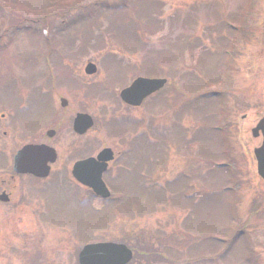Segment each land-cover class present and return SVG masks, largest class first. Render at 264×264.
Returning <instances> with one entry per match:
<instances>
[{
  "label": "rangeland",
  "instance_id": "obj_1",
  "mask_svg": "<svg viewBox=\"0 0 264 264\" xmlns=\"http://www.w3.org/2000/svg\"><path fill=\"white\" fill-rule=\"evenodd\" d=\"M59 2L63 14L45 15ZM87 61L93 74L83 72ZM139 74L167 83L138 107L116 106L121 85ZM78 110L96 121L76 139L68 119ZM263 115L264 0H0V182L11 191L0 203V264H77L87 239L143 247L129 264H264V181L253 155L261 137L250 131ZM116 116L134 124L114 133L105 123ZM141 130L145 143L129 151L133 165L146 160L140 177L118 174L121 160L111 162L106 177L119 200L90 198L84 208L75 196L84 190L61 184L71 163L102 146L122 150ZM38 140L56 152L49 177L10 179L14 151ZM157 162L152 182L162 193L152 198L146 175ZM185 177L189 198L179 196ZM177 179L174 193L161 189Z\"/></svg>",
  "mask_w": 264,
  "mask_h": 264
},
{
  "label": "water",
  "instance_id": "obj_2",
  "mask_svg": "<svg viewBox=\"0 0 264 264\" xmlns=\"http://www.w3.org/2000/svg\"><path fill=\"white\" fill-rule=\"evenodd\" d=\"M83 71L93 74L96 71L94 63L87 61ZM165 78L136 77L132 82L119 91V97L127 104L139 105L144 97L161 88ZM61 106L66 100L60 98ZM92 125L91 117L86 113H76L72 121V128L77 133H83ZM253 137L261 136L260 144L253 148L257 174L264 181V115L250 129ZM52 136L54 131L48 130ZM54 149L45 144H25L12 157V169L18 173H31L44 176L48 173V162L54 161ZM112 159L110 148H102L95 157H88L76 161L72 166V175L81 183L91 187L93 192L101 197L109 195V191L102 181L101 175L106 168L107 161ZM4 194L0 199L4 200ZM131 250L123 243L94 242L85 244L78 252V264H125L131 258Z\"/></svg>",
  "mask_w": 264,
  "mask_h": 264
},
{
  "label": "flooded vegetation",
  "instance_id": "obj_3",
  "mask_svg": "<svg viewBox=\"0 0 264 264\" xmlns=\"http://www.w3.org/2000/svg\"><path fill=\"white\" fill-rule=\"evenodd\" d=\"M126 108H129V106H125ZM133 108V107H132ZM55 119V118H54ZM124 123H126V124H128V125H130V123L128 122V121H126V120H124L123 121ZM80 137H82V135L81 136H75V138L76 139H78V138H80ZM46 140H48V139H46ZM36 142H43L42 140H38V141H36ZM154 145V144H153ZM120 147L122 148V150L120 149V150H118V151H115L112 147H111V149H112V151H113V160H111L110 162H108V165H107V168H106V170L104 171V173H103V175H102V177H103V180L105 181V183H106V185H107V187L109 188V185H108V183H107V180H105V174H106V172L109 170V166H110V163L111 162H115V161H117L118 159H120L121 160V166H120V168H119V170H117V173H118V171H119V173L118 174H120L121 175V173H125V174H128V173H130V172H132V165H127V164H124V162L125 161H127L128 160V157L129 158H132V157H130V152L129 151H132L133 149H134V147H135V143L133 144V143H131V145H128V144H125V143H120ZM166 147V146H165ZM164 147V148H165ZM124 148V149H123ZM91 153H89V152H87V153H85L83 156H81V157H79V158H76V159H80V158H83V157H86V156H89ZM166 155L167 154H164V159L166 158ZM160 157V156H159ZM131 160V159H130ZM73 163V162H72ZM72 163H71V165H72ZM71 165H70V168H71ZM51 167V166H50ZM51 169V168H50ZM49 169V170H50ZM49 173H50V171H49ZM69 174H70V169H69ZM17 175V174H16ZM9 176H10V179H12L14 176H15V174H13V173H11L10 172V174H9ZM18 176V175H17ZM19 176H22V175H19ZM28 176H31V177H33V178H35V180H41V179H44V178H47V177H49V174L47 175V176H45V177H34V176H32V175H28ZM70 177V178H69ZM70 180H69V179ZM106 179H107V177H106ZM60 180H62V179H60ZM69 182H71L73 185H75L76 187H79V188H82L83 190H84V192H82V194H80V193H78V192H76L75 193V196H76V198L78 199V202H80L81 203V205H83V207L84 208H86V207H90V194H91V191H90V189L87 187V186H84V185H82L81 183H79V182H77V181H75V179L71 176V174L69 175V176H64L63 177V180L61 181V184L63 183V184H66V183H69ZM8 184V181L7 180H3V181H1L0 182V193L1 192H3V194L5 195V199L4 200H0V203H8L9 201H10V198H11V196H10V193H11V191H9V190H6L7 188V185ZM40 196V198H44V197H42L41 195H39ZM98 199V198H97ZM42 208H44V206H42ZM41 208V209H42ZM41 209H39L38 211H37V213L36 214H38V215H40V213L39 212H41L42 210ZM45 210H46V206H45ZM44 210V211H45ZM50 215V214H49ZM51 215H53V214H51ZM43 219V221L45 222V223H50V224H54V225H58V222L55 220V219H52V220H49V219H47L46 217H43L42 218Z\"/></svg>",
  "mask_w": 264,
  "mask_h": 264
},
{
  "label": "trees",
  "instance_id": "obj_4",
  "mask_svg": "<svg viewBox=\"0 0 264 264\" xmlns=\"http://www.w3.org/2000/svg\"><path fill=\"white\" fill-rule=\"evenodd\" d=\"M51 1H56V0H51ZM54 3V2H53ZM58 3H55V4H52V9H50V10H48V11H45L44 10V13H45V15H46V12H47V14H53V15H58V14H60V13H64L65 11L64 10H62L59 6H63L62 5V2H59V4L57 5ZM62 13V14H63ZM158 23V22H157ZM157 25V24H156ZM232 34H233V36H231L232 38L231 39H233L235 36H236V34H238L237 32H232ZM98 42L100 41L99 39H96ZM99 43H101V41L99 42ZM83 46H86V42H84L83 43ZM80 49V48H79ZM79 49H77V51L76 52H73V53H77L78 52V50ZM74 55V54H73ZM122 66H124V65H122ZM208 79V78H207ZM207 82H208V80H206ZM42 99V97H40V96H38V100H41ZM115 103L117 104V102L115 101ZM106 125H108V130H110V131H113L114 133H118V132H116V131H118V129L119 128H121V126H129V127H131L130 125H128V124H126V123H124L123 121L122 122H117V121H115L114 122V119H112L111 118V120H110V122L109 123H105ZM114 126L113 128L112 127H110V126ZM117 126H119V128L118 129H115V127H117ZM116 131H115V130ZM140 139L141 140H135V143H141V141L142 142H144V138L143 137H140ZM145 143V142H144ZM131 158H129L128 157V160L127 161H125L124 162V164H127V165H132L133 166V175H134V179H136V178H138V177H140L138 174H137V172L136 171H139V170H142L144 167V163H145V158H142L141 159V161H138L137 163H136V165H133V162H132V160H130ZM0 163H2V161H0ZM149 163V162H148ZM1 165H3V164H1ZM150 166V165H149ZM148 167V166H147ZM178 180V179H177ZM177 180H172V181H170V182H168V183H166L165 184V186L164 187H162L161 189L164 191V192H166L167 190H165L166 189V187L169 189L168 190V193H174V190H176L177 188V186H179V181L180 180H182V179H179L178 181ZM186 180L184 179V182H185ZM117 181H115L114 183H116ZM119 183V182H118ZM110 185V184H109ZM110 186H112V185H110ZM113 187V186H112ZM114 188V187H113ZM148 189L146 190V188H145V190H146V194H148V195H150L152 198H154V194H156V193H158V194H161L162 192H160V191H158V190H155L152 186H148L147 187ZM184 188H185V185H184ZM160 189V190H161ZM161 190V191H162ZM142 191H143V189H142ZM185 192H184V189H182L181 190V194H179V196L180 197H182L183 196V194H184ZM173 195V194H172ZM182 195V196H181ZM173 197V196H172ZM183 198H184V196H183ZM186 198V197H185ZM197 202V201H196ZM187 205L188 206H192V208L194 207H197L196 206V204L194 203V205H193V203H191L190 201H188V203H187ZM95 214V213H94ZM216 237H218L217 235H209V238H211L212 240L213 239H215L218 243H219V241L216 239ZM131 246V248H132V250H133V252H134V254H133V258H137L138 256H140L141 254H143V252L142 251H145V249L142 247V248H140L137 244H131L130 245ZM163 250H166V248L165 247H163ZM162 250V251H163ZM168 251V250H167ZM159 254H161L162 252H158Z\"/></svg>",
  "mask_w": 264,
  "mask_h": 264
}]
</instances>
